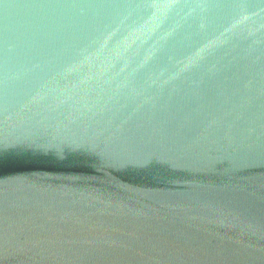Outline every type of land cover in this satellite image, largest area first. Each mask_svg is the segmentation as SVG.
<instances>
[{
    "label": "water",
    "instance_id": "1",
    "mask_svg": "<svg viewBox=\"0 0 264 264\" xmlns=\"http://www.w3.org/2000/svg\"><path fill=\"white\" fill-rule=\"evenodd\" d=\"M0 264H264V0H0Z\"/></svg>",
    "mask_w": 264,
    "mask_h": 264
}]
</instances>
